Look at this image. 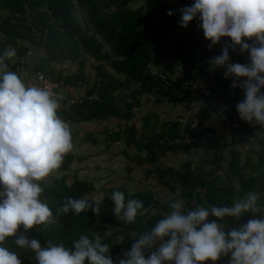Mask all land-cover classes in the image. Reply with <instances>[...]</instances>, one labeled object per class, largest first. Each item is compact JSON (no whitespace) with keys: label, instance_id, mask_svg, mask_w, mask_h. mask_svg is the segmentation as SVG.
<instances>
[{"label":"trees","instance_id":"obj_1","mask_svg":"<svg viewBox=\"0 0 264 264\" xmlns=\"http://www.w3.org/2000/svg\"><path fill=\"white\" fill-rule=\"evenodd\" d=\"M182 8V0H0V53L9 47L17 52L6 61L7 68L17 72L23 65L22 57L28 55L25 41L36 43L24 27L31 11L44 25L42 41L37 44L44 53L30 68L28 81L34 82L37 74L43 73L58 83L66 104L60 115L70 127L116 121L104 131L107 149L122 143L124 154L137 167L149 166L148 175L155 173L158 182L170 191L168 198L161 199L148 189L109 186L100 190L94 182L81 178L78 166L89 157L77 151L87 141L96 146L99 142L90 133L77 143L81 147L64 159L59 169L64 175L45 183L42 198L55 213L65 197L86 196L101 202L100 213L89 209L78 216L59 214L56 223L30 230V238L44 246L49 240L71 246L80 234L96 233L112 245L110 254L119 260L135 242L132 233L153 226L169 210L170 200L183 198L189 207L230 206L238 195L237 187L240 195L264 193V141L247 147L246 139L255 134L256 126L264 132V126L240 119L236 105L245 98L244 91L231 87L232 78H225V69L210 71L209 61L221 54L230 38L213 46L205 37H198L197 25L181 27ZM169 10L175 15L168 16ZM229 51L231 62H249L248 53L238 46ZM91 69L95 77L90 76ZM85 87L86 94L76 93ZM150 100L152 108H171L165 120L155 112H144ZM139 118H143L141 124ZM71 130L74 143L75 133L82 129ZM212 149L219 150L216 157L210 153L195 159V155ZM179 155L189 157L179 168L164 163V159ZM117 190L127 199L144 202L143 215L134 224L114 215L110 196ZM100 192L102 198L98 197ZM261 216L264 214H246L240 220L226 218L225 223L230 230ZM14 239L9 238L7 246L21 253L23 264H36L34 254L17 249ZM220 261L229 264L230 257Z\"/></svg>","mask_w":264,"mask_h":264},{"label":"clouds","instance_id":"obj_2","mask_svg":"<svg viewBox=\"0 0 264 264\" xmlns=\"http://www.w3.org/2000/svg\"><path fill=\"white\" fill-rule=\"evenodd\" d=\"M179 12L180 26L187 28L199 20L211 45L230 38L221 54L209 61L210 71L225 69V78H232L231 87L244 91L245 98L236 105L240 119L264 126V0H193ZM26 15L24 27L36 43L25 41L29 50L22 57L23 65L17 72L7 68L6 61L17 55L15 48L0 53V264H23L21 253L7 246L11 237L17 249L34 254L36 264H217L223 257H230L229 264H264V216L230 230L225 223L226 218L240 220L246 214H264V193L240 195L238 187L230 206L189 207L183 198L170 200L169 210L153 226L132 233L135 242L119 260L110 254L112 245L96 233L80 234L71 246L51 240L44 246L27 235L35 227L56 223L59 214L78 216L89 209L99 214L101 202L86 196L65 197L54 213L42 198L45 183L64 175L59 169L68 153L76 151L77 139L73 143L71 127L60 115L66 104L59 85L54 93L39 81V73L29 83L44 87L23 79L31 53H38L35 64L44 53L37 46L44 25L35 13ZM167 15L175 12L169 10ZM237 46L248 53V63L231 62L229 49L235 51ZM110 199L114 215L128 224L143 215L142 200L127 199L118 190Z\"/></svg>","mask_w":264,"mask_h":264},{"label":"rangeland","instance_id":"obj_3","mask_svg":"<svg viewBox=\"0 0 264 264\" xmlns=\"http://www.w3.org/2000/svg\"><path fill=\"white\" fill-rule=\"evenodd\" d=\"M193 3V0H182V5L190 6ZM134 5H137L134 4ZM192 24L197 25L195 28L196 32L199 33L198 37H204L203 30L199 27L200 21L195 20ZM42 55V52H40ZM29 64V61H28ZM72 69H76V66H71ZM90 76L95 77L96 74L92 73V69L90 70ZM76 93L79 95L86 94V87L82 89H77ZM146 102V99H145ZM152 100L147 101V104L144 106V112L151 113L155 112L159 115L161 120H165L170 112L171 108L168 106H155L152 108L151 104ZM147 110H149L147 112ZM182 110L180 109L177 113H181ZM143 118H139L138 122L141 124ZM97 125L91 124L89 125L90 130L87 132L95 133V137L99 139L96 151L87 150L83 148L81 150L82 153L88 154L89 152H93V154H97V159L88 158L87 160L83 161L78 166V174L81 178L90 180L95 183V185L99 189H104L105 187L109 186H125L134 190L139 189H148L154 193L157 198L166 199L170 195V191L161 185L158 182V178L155 173L149 174L147 173V169L149 166L145 168H140L135 165L125 154V146L122 143L116 144L111 148L107 149V135L105 134V128L107 126L116 125V121H108V123H96ZM77 127L81 126L80 124H76ZM84 133V132H83ZM85 134V133H84ZM78 138H81L80 136ZM81 139H78L79 142ZM90 143H93L91 140ZM85 147V146H84ZM218 149H212L207 151L206 153L203 152L201 154L195 155V159H200L201 157L209 156L211 153L212 156L216 157L218 155ZM188 155H179L177 157H169L164 159V163L166 165H172L176 168L180 167V164L188 159ZM198 161V160H197ZM73 179V176H71ZM98 197L102 198L103 193L100 192Z\"/></svg>","mask_w":264,"mask_h":264},{"label":"crops","instance_id":"obj_4","mask_svg":"<svg viewBox=\"0 0 264 264\" xmlns=\"http://www.w3.org/2000/svg\"><path fill=\"white\" fill-rule=\"evenodd\" d=\"M37 57H38V53L35 52V51H33L31 53L30 57H29V66L28 65L26 66V68L24 70V73H23V79L27 83H29L28 78H29L30 68L34 67V65H35V63L37 61ZM5 70H8V69H5ZM96 123H98V121H93V122L81 124V126H80L81 129H82L81 133H79L77 135L75 133V138H77V140L78 139H82V138H84L86 140L85 137H86V135H88L87 132L90 130L89 125H91V124L97 125ZM99 124H101V123H99ZM71 127L78 128L76 124H71ZM256 127L257 128L255 130L256 131L255 134L248 135V137L246 138V139L249 140V143L247 144V147L254 146V145L256 146L257 144H261L260 142L264 141V132L262 130H260V126H256ZM79 136L81 138H78ZM77 140H76V144L80 142V141L77 142ZM84 144H86L84 148H86L87 150H90V149L91 150L93 149V151L98 150L97 146L93 145L92 143H90V141H87ZM79 147H81V146L77 147V145H76L75 150L79 149ZM80 150H82V149H80ZM97 154H93V152H89L88 154H85V155H87L89 158L97 159V156H99ZM100 190H102V189H100Z\"/></svg>","mask_w":264,"mask_h":264},{"label":"built area","instance_id":"obj_5","mask_svg":"<svg viewBox=\"0 0 264 264\" xmlns=\"http://www.w3.org/2000/svg\"><path fill=\"white\" fill-rule=\"evenodd\" d=\"M38 79H39V81L42 84H44L45 87L49 88L50 90H52L55 93V89L58 86V84L56 82H54V81L50 80L49 78H47L45 76V74H43V73H39ZM217 264H226V262H224V261H218Z\"/></svg>","mask_w":264,"mask_h":264}]
</instances>
